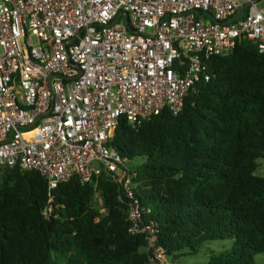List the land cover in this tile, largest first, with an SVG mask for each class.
Returning <instances> with one entry per match:
<instances>
[{"label":"trees","instance_id":"trees-1","mask_svg":"<svg viewBox=\"0 0 264 264\" xmlns=\"http://www.w3.org/2000/svg\"><path fill=\"white\" fill-rule=\"evenodd\" d=\"M204 62L209 78L189 87L178 113L165 108L114 128L108 144L128 160L131 197L112 174L89 183L73 176L49 191L39 171L0 164V264H150L147 235L130 230L131 204L172 261L232 239L199 264H256L264 252V53L239 38L229 54ZM135 158L143 161L131 165Z\"/></svg>","mask_w":264,"mask_h":264},{"label":"built area","instance_id":"built-area-1","mask_svg":"<svg viewBox=\"0 0 264 264\" xmlns=\"http://www.w3.org/2000/svg\"><path fill=\"white\" fill-rule=\"evenodd\" d=\"M239 38L264 53V0H0V164L39 171L49 191L112 174L131 197L116 125L178 113L209 78L204 59ZM128 217L149 263L174 264L137 205Z\"/></svg>","mask_w":264,"mask_h":264},{"label":"rangeland","instance_id":"rangeland-1","mask_svg":"<svg viewBox=\"0 0 264 264\" xmlns=\"http://www.w3.org/2000/svg\"><path fill=\"white\" fill-rule=\"evenodd\" d=\"M143 161V158H135L131 165L139 164ZM260 166L258 171L260 174L263 172V168ZM232 239L226 240H214L212 242L205 243L200 251L196 255H178L173 260L174 264H199L206 261L212 252H218L221 250L228 249L232 246ZM256 264H264V252L255 255Z\"/></svg>","mask_w":264,"mask_h":264},{"label":"water","instance_id":"water-1","mask_svg":"<svg viewBox=\"0 0 264 264\" xmlns=\"http://www.w3.org/2000/svg\"><path fill=\"white\" fill-rule=\"evenodd\" d=\"M241 10H242V9H239V11H238L237 15L235 16V18L240 14ZM235 18H234V19H235Z\"/></svg>","mask_w":264,"mask_h":264}]
</instances>
